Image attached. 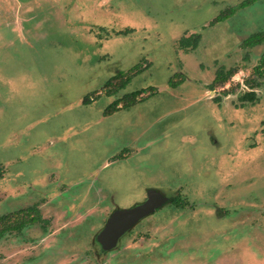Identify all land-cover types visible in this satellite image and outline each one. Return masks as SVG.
<instances>
[{"label":"rangeland","instance_id":"rangeland-1","mask_svg":"<svg viewBox=\"0 0 264 264\" xmlns=\"http://www.w3.org/2000/svg\"><path fill=\"white\" fill-rule=\"evenodd\" d=\"M244 1L0 0V216L41 200L51 220L1 238L0 264H264V44L242 48L264 0ZM221 67L238 73L210 89ZM117 74L130 80L107 93ZM149 187L185 210L145 217L103 254L110 213Z\"/></svg>","mask_w":264,"mask_h":264},{"label":"trees","instance_id":"trees-1","mask_svg":"<svg viewBox=\"0 0 264 264\" xmlns=\"http://www.w3.org/2000/svg\"><path fill=\"white\" fill-rule=\"evenodd\" d=\"M252 2L253 0H246L242 2L239 5V7H242L245 5L247 6ZM235 11H236V8L227 9V11H225L223 14L218 16L214 22L225 21L227 18H229L230 15H233ZM200 39H201V35L196 33L188 37H183L182 39H180L179 44L181 47H185L187 49L196 48L200 42ZM263 44H264V30H261V31L250 34L246 39H244L242 43V48H244L245 50H251ZM133 69L135 70V67ZM237 73H238V69L232 68L229 70H225L224 67L223 68L221 67L217 71L216 77L214 81L212 82V84L210 85L211 87L210 89H215L218 86H225L233 78V76ZM255 73L259 77H264V52L259 58V63L255 66ZM180 77H183V76L180 75ZM183 80L184 78H178L177 80L173 78L170 83L172 86L176 87L182 84ZM127 82L128 81L126 80V75L120 74L118 76L111 78L109 83L106 85L108 87L107 93H113L118 88H123ZM246 82H247L246 84L250 85V90L245 91L239 98L243 102L249 101L250 103H254L256 99H258V96H257L258 94L255 90V87L259 86L260 84L255 79L252 82L250 81H246ZM153 90L152 92H149V95H153V93H155L153 92ZM145 93H148V90L144 89L140 92H136V93H132L130 95L124 96L121 99L122 101H124L123 106L118 107L120 104V101L117 100L114 102L112 106H110L109 111L112 113V112L118 111L120 108H125V109L130 108L138 103L139 97L144 98V96H141V95ZM225 94H226V91H225ZM34 220H35L34 218L22 220V218L17 217L14 219V223H13L8 220V216L0 217V238L6 232L10 230H17V231L21 230L24 225H26L29 222H33Z\"/></svg>","mask_w":264,"mask_h":264},{"label":"flooded vegetation","instance_id":"flooded-vegetation-1","mask_svg":"<svg viewBox=\"0 0 264 264\" xmlns=\"http://www.w3.org/2000/svg\"><path fill=\"white\" fill-rule=\"evenodd\" d=\"M115 76H118V74L117 75H115ZM130 80V79H129ZM128 80V81H129ZM2 177V176H1ZM52 183L53 182H50L49 184H48V188L46 187V186H42L40 189H37L35 186H30V191H31V193H25L24 195H25V199H27L28 197H30V198H36L37 197V195H45L46 193H48V192H50V193H53L55 190H54V186L52 185ZM54 184V183H53ZM56 184V183H55ZM156 190L158 193H160L164 198H166L167 199V202L166 203H164L163 205H161V206H159L158 208H156L155 209V211L153 212V213H156L157 211H159V210H161L162 208H166V207H168V206H170V205H174V207L176 208V209H178L179 211L180 210H185V205H183L179 200H178V198L179 197H170V196H168V195H166L165 193H164V191H161V190H159V189H157V188H152V187H149V188H146L145 189V196H144V199H143V201H140L139 203H137L136 205H132V207H135V206H137V205H139V204H141V203H143V202H145L146 200H148V196H149V192H150V190ZM39 202V203H38ZM38 202H33V203H29L28 205H25L24 207H22L21 209H19L18 211H16V212H11V213H7V214H4V215H1L0 217H2V216H8V220L10 221V222H13L14 223V219L15 218H17V217H20V218H22V220H27V219H31V218H34L35 220L33 221V222H29V223H27L26 225H24L23 227H22V229L21 230H19V231H17V230H10V231H8V232H6L1 238H3L6 234H8V233H11V232H21V231H23L24 229H26L28 226L30 227V226H35L36 225V223H42L41 224V226H45V227H48V224H50L51 223V220L50 219H44L45 217H43V212H42V206L40 205V203H41V200L39 201L38 200ZM132 207H130V208H132ZM55 208H56V206H55ZM129 208V207H128ZM122 209H125V208H122ZM122 209H120V208H115V209H113V211L110 213V215L108 216V218L106 219V222H105V224H104V226L100 229V231L98 232V234L105 228V226H106V224H107V222H108V219L110 218V216L113 214V212H115V211H117V210H122ZM152 213V214H153ZM151 215V214H150ZM149 216V215H148ZM148 216H146V217H148ZM144 219V218H143ZM52 222H53V220H52ZM137 225V224H136ZM136 225H134L130 230H129V232L131 231V230H133L134 229V227L136 226ZM129 232H126L124 235H122L118 240H117V242H116V245L115 246H113V247H105V246H103V244L102 243H100V242H98L99 244H100V246H101V252L103 253V254H105V255H107L108 253H110L111 251H113V250H115L117 247H119L121 244H122V242H123V240L128 236V234H129ZM98 234L96 235V241H98L97 240V236H98ZM0 238V239H1Z\"/></svg>","mask_w":264,"mask_h":264},{"label":"water","instance_id":"water-1","mask_svg":"<svg viewBox=\"0 0 264 264\" xmlns=\"http://www.w3.org/2000/svg\"><path fill=\"white\" fill-rule=\"evenodd\" d=\"M167 202L156 190H150L148 200L127 209L117 210L108 219L105 228L98 234L97 240L105 247H113L117 240L128 232L134 225L146 216L152 214L156 208Z\"/></svg>","mask_w":264,"mask_h":264}]
</instances>
